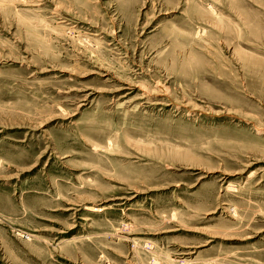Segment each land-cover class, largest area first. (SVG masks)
<instances>
[{
	"label": "rangeland",
	"instance_id": "obj_1",
	"mask_svg": "<svg viewBox=\"0 0 264 264\" xmlns=\"http://www.w3.org/2000/svg\"><path fill=\"white\" fill-rule=\"evenodd\" d=\"M0 264H264V0H0Z\"/></svg>",
	"mask_w": 264,
	"mask_h": 264
},
{
	"label": "bare ground",
	"instance_id": "obj_2",
	"mask_svg": "<svg viewBox=\"0 0 264 264\" xmlns=\"http://www.w3.org/2000/svg\"><path fill=\"white\" fill-rule=\"evenodd\" d=\"M102 211V210H101Z\"/></svg>",
	"mask_w": 264,
	"mask_h": 264
}]
</instances>
